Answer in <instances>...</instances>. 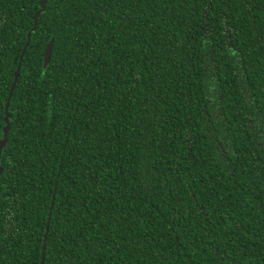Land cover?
Listing matches in <instances>:
<instances>
[{
  "label": "trees",
  "instance_id": "16d2710c",
  "mask_svg": "<svg viewBox=\"0 0 264 264\" xmlns=\"http://www.w3.org/2000/svg\"><path fill=\"white\" fill-rule=\"evenodd\" d=\"M41 1L0 0V140ZM10 113L0 264H264V0H47Z\"/></svg>",
  "mask_w": 264,
  "mask_h": 264
},
{
  "label": "water",
  "instance_id": "95a60500",
  "mask_svg": "<svg viewBox=\"0 0 264 264\" xmlns=\"http://www.w3.org/2000/svg\"><path fill=\"white\" fill-rule=\"evenodd\" d=\"M46 4H47V0H42L41 1V9L37 12V15L35 17V26L33 28V30L30 32L29 34V39L28 42L25 46L24 52L21 55V59H20V63L18 66V69L16 71V76H15V82L11 88L10 91V95L8 98V102L6 104V116H5V121H6V126L4 127V137L0 140V178L2 177L3 173H4V168L2 165V157H3V153H4V149L8 144V134L9 131L11 130L12 126H11V113H10V104H11V99L14 93V90L18 84L19 81V77L21 74V70H22V64H23V60H24V56L29 48L30 42H31V38H32V32L34 30H36L37 28V24L39 21V18L41 16V14L46 10ZM52 52H53V41H51L47 51H46V55H45V66H47L50 62H51V56H52ZM0 195H1V190H0ZM45 255H46V245L44 246V252H43V261L42 264H44V260H45Z\"/></svg>",
  "mask_w": 264,
  "mask_h": 264
}]
</instances>
